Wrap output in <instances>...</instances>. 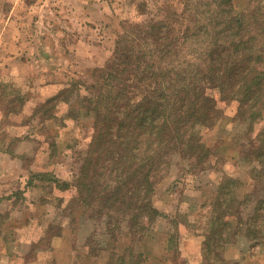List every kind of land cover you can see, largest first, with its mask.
<instances>
[{"label": "rangeland", "instance_id": "rangeland-1", "mask_svg": "<svg viewBox=\"0 0 264 264\" xmlns=\"http://www.w3.org/2000/svg\"><path fill=\"white\" fill-rule=\"evenodd\" d=\"M207 1L190 6L196 10ZM248 2L234 0L242 10ZM259 5L264 9V0H251L249 9ZM171 8L180 10L181 0H0V44L18 39L23 49L31 42L36 51H24L37 56L21 75L16 67L3 64L6 50H0V154L5 153L0 155V264H104L111 250L127 253L131 246L136 251L145 240L150 248L151 230L163 239L174 220L178 225H173L170 251L153 236L152 252L171 264H183L176 238L192 230L182 220L212 217L223 177L243 180L250 192V201L238 206L244 216L264 197V177H251L247 158L254 144H262L264 110L253 123L241 119L236 99L220 103L218 120L204 130L201 141L210 147L209 155L200 162L179 152L166 158L152 196L162 211L146 239L130 238L126 228L110 235L105 216L77 196L75 180L94 132L92 108L85 113L81 100L92 91L83 85L108 62L124 22H146ZM17 27L25 31L17 33ZM71 82L74 91L64 102V96L57 95ZM24 136L30 140L22 146V155L13 158ZM259 243L263 250L264 239ZM255 263L264 264V253Z\"/></svg>", "mask_w": 264, "mask_h": 264}, {"label": "trees", "instance_id": "trees-1", "mask_svg": "<svg viewBox=\"0 0 264 264\" xmlns=\"http://www.w3.org/2000/svg\"><path fill=\"white\" fill-rule=\"evenodd\" d=\"M194 1L181 0L180 10L156 19L124 22L108 62L83 85L92 91L80 99L85 113L92 108L94 132L75 185L77 196L105 216L110 235L126 228L132 239L147 236L159 215L152 196L166 158L179 152L200 162L209 155L201 140L218 120L220 103L236 99L237 115L252 123L263 114L264 9H249L251 0L244 10L234 0H209L193 10ZM73 91L71 82L57 96L67 102ZM261 137L247 156L251 177H264ZM216 189L206 264H216L233 234L261 242L264 224V197L245 216L238 209L251 196L243 180L223 177ZM145 242L136 251H109L104 264H142Z\"/></svg>", "mask_w": 264, "mask_h": 264}, {"label": "crops", "instance_id": "crops-1", "mask_svg": "<svg viewBox=\"0 0 264 264\" xmlns=\"http://www.w3.org/2000/svg\"><path fill=\"white\" fill-rule=\"evenodd\" d=\"M10 27V25L8 24ZM17 33H23L25 29L17 27ZM35 30V29H34ZM36 34V32H35ZM18 39L13 42V44L3 45L0 44V50H6V57H4L3 64L8 65L9 67H16L18 72L21 75L25 73L22 71L24 65H34L35 59L37 56L34 54L33 56L30 55V52L25 53V49L28 48L29 50L34 53L36 51V47L33 46L31 42H27L28 46L22 49V44ZM30 43V44H28ZM20 49L22 50L20 52ZM37 53V52H36ZM23 54H27L23 57ZM111 54V53H110ZM109 55V54H108ZM30 139L27 136L21 137L15 146L14 156L22 155V146L26 144ZM0 155H5L2 153ZM7 155V154H6ZM10 156V155H9ZM11 157V156H10ZM160 210V209H159ZM162 211V210H160ZM194 214V212H193ZM186 216L185 220L182 221L185 223L184 225L191 228L192 231H189L188 234L185 236H179L176 238L177 249L179 253V258L184 256L183 264H206V258L204 256L205 252V227L209 218L207 217L205 220H200L197 218L196 215H191L190 217ZM160 219V218H159ZM159 219L157 221H159ZM177 219V218H176ZM174 220V219H173ZM174 223L170 225L166 230V236L163 239H160L159 234L151 230L153 234L150 236L148 248V240H146V246L142 247L143 252L146 254V260L142 262V264H168L172 263L170 260H167L163 257L162 254H157L156 252H152L153 246H155L156 239L152 238L153 236L157 237V242L160 240L162 242V249L170 251V235L174 231L173 225H178V221L174 220ZM157 223V222H156ZM262 232L260 240L264 239V224L261 226ZM155 229V228H154ZM157 230V229H155ZM160 229H158V232ZM258 240V241H260ZM261 243L255 242L254 240L248 239L243 233L233 234L228 241H226L223 245H221L219 252V259L218 261H214L216 264H254L255 260L259 258L264 252L260 250ZM256 249V250H255ZM258 251V252H257ZM254 260V263H253ZM256 264V263H255Z\"/></svg>", "mask_w": 264, "mask_h": 264}]
</instances>
